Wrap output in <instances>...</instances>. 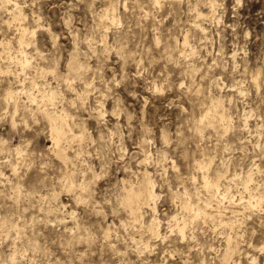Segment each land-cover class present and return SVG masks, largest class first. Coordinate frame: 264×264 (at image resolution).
<instances>
[{
	"label": "clouds",
	"instance_id": "clouds-1",
	"mask_svg": "<svg viewBox=\"0 0 264 264\" xmlns=\"http://www.w3.org/2000/svg\"><path fill=\"white\" fill-rule=\"evenodd\" d=\"M0 264H264V0H0Z\"/></svg>",
	"mask_w": 264,
	"mask_h": 264
}]
</instances>
